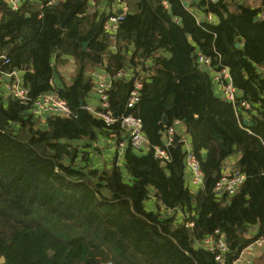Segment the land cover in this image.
Returning <instances> with one entry per match:
<instances>
[{
	"label": "trees",
	"instance_id": "obj_1",
	"mask_svg": "<svg viewBox=\"0 0 264 264\" xmlns=\"http://www.w3.org/2000/svg\"><path fill=\"white\" fill-rule=\"evenodd\" d=\"M125 1L129 12L113 54L103 32L105 12L89 13V0H24L18 11L0 0V50L9 59L1 69L21 71L31 98L52 92L72 112L42 121L0 94L1 264H217L195 246L215 230L224 233L225 264H232L264 237V0L258 8L243 0H199L195 7L216 20L201 25L187 0H165L167 8L163 0ZM197 51L229 68L239 96L252 104L244 112L249 132L241 128L246 116L237 118L198 69ZM64 56L78 62L68 84L55 68ZM139 58L153 64L141 79L139 101L128 109L133 82L112 80L110 110L141 119L150 147H162L163 132L179 121L204 174L202 190L185 184L177 135L165 164L151 150L127 144V178L116 157L92 166L91 152L101 141L120 143L126 135L119 123L106 127L84 109L93 88L88 71L105 60L113 77ZM234 155L246 179L235 195L218 196L213 188ZM151 198L153 210L146 207ZM255 264H264V251Z\"/></svg>",
	"mask_w": 264,
	"mask_h": 264
},
{
	"label": "built area",
	"instance_id": "obj_2",
	"mask_svg": "<svg viewBox=\"0 0 264 264\" xmlns=\"http://www.w3.org/2000/svg\"><path fill=\"white\" fill-rule=\"evenodd\" d=\"M24 0H5L8 8L11 11H18ZM215 2L216 0H211ZM89 13L96 11L105 12V20L103 23V32L107 35L111 53L117 52L116 33L121 21L129 12L128 4L125 0H111L109 5H105L97 0H89ZM163 6L167 8L165 0ZM189 12L195 18L197 24L215 23V18L209 13H202L199 10H190ZM203 14V15H202ZM202 15V18H200ZM1 66L9 65V59L6 54L0 50ZM138 65L133 69H121L113 77L106 72V61L94 67L89 76L93 82V88L90 96L95 100V105L90 103V99L86 100L84 109L94 118L102 121L106 127H111L119 123V128L126 135V142L130 144L134 151L146 152L152 151L153 157L162 164L170 161L168 148L173 142L174 136L180 137V143L183 146V168L188 176L186 186L189 190L196 192L204 187V174L201 170L198 159L193 154L190 140L184 133V128L179 121H174L171 126L167 127L163 132L164 145L149 146L148 140L143 131L141 119L131 114L121 117L115 116L110 110L108 102V92L112 86V80L132 81L133 88L129 93L126 103L128 109L139 101L140 91L142 88L141 79L148 78L152 74L153 64L146 59L139 58ZM195 63L200 70L207 73L209 76L213 92L228 103L237 118L246 116L244 112L252 110V104L245 99H242L236 88L233 85L232 77L229 68L222 64L220 60L216 64L212 63L210 57L197 51L195 54ZM140 64L142 66H140ZM262 76L264 77V68H261ZM0 88L6 93V97L12 98L18 104L29 108L31 115L39 120H44L48 116H58L61 118H70L72 112L65 100L59 98L56 94L50 92L33 99L29 95V91L23 86L22 73L18 70L3 71L0 67ZM0 89V94L3 91ZM91 98V97H90ZM248 117H244V123L247 125L241 126L245 131L249 132ZM118 147L122 149L124 143H118ZM264 176V174H262ZM246 176L237 169L222 170V174L216 182L213 193L218 196L231 197L236 194L240 186L244 183ZM174 211H166V214L172 215ZM179 214V213H178ZM186 228H191L192 223H186ZM195 246L214 255V260L217 264H225V256L228 252V246L225 240V235L219 230H215L212 234L195 242ZM264 249V237H259L254 242L244 248L233 260L232 264H255L253 253Z\"/></svg>",
	"mask_w": 264,
	"mask_h": 264
},
{
	"label": "crops",
	"instance_id": "obj_3",
	"mask_svg": "<svg viewBox=\"0 0 264 264\" xmlns=\"http://www.w3.org/2000/svg\"><path fill=\"white\" fill-rule=\"evenodd\" d=\"M190 6V10H198L195 6L196 4L199 2V0H187L186 1ZM243 2L245 4H247L248 6H250L251 8H258L261 5V0H243ZM203 15V14H202ZM202 15L200 18H202ZM264 19V13L260 16ZM216 23V20H215ZM55 68L56 71L58 72V75L62 78L65 79L66 83H70L71 79L75 76V73L78 69V62L75 61L73 58L71 57H60L58 59H56L55 61ZM94 69L89 70V72H92ZM261 72V70H260ZM60 77H58L55 80V83H57L58 85L61 84V80ZM1 89V88H0ZM3 91L2 95L6 97V93L3 89H1ZM91 97V98H90ZM89 97L90 99V103L95 105V100L92 97V95ZM248 119V118H247ZM249 122V121H248ZM126 138V137H125ZM123 139L121 142L124 143V147L122 149L118 148V143L115 140H110V139H105L103 141H101L102 145L100 146V149L97 151H92L91 152V160H92V166L94 168H101L102 166H104L106 163H109L110 161L113 160L114 157H116L117 155V165L121 168L124 177L127 178V175L125 173V170L123 168V152L124 149L126 148V145L128 144L126 142V139ZM239 159V155H234L230 158H228L225 163H224V167L223 170H231V169H235L236 163ZM184 179H185V184H187L188 181V176L186 174V171H184ZM191 192H193V190H190ZM156 205L154 204V200L151 198L148 202V208L153 210L155 209ZM263 250H258L255 253H253V259L254 261H256L257 259H259L263 253Z\"/></svg>",
	"mask_w": 264,
	"mask_h": 264
},
{
	"label": "water",
	"instance_id": "obj_4",
	"mask_svg": "<svg viewBox=\"0 0 264 264\" xmlns=\"http://www.w3.org/2000/svg\"><path fill=\"white\" fill-rule=\"evenodd\" d=\"M184 6L185 7H188V3L187 2H184ZM255 19H257V17ZM236 46H238V45L236 44ZM85 47H86V43L83 44V48H85ZM198 69L200 70V68H198ZM162 121L163 122L166 121V116H163ZM244 125H247V122H245ZM48 254L51 255L50 252ZM4 261H5L4 258L3 257H0V264L1 263H4Z\"/></svg>",
	"mask_w": 264,
	"mask_h": 264
},
{
	"label": "rangeland",
	"instance_id": "obj_5",
	"mask_svg": "<svg viewBox=\"0 0 264 264\" xmlns=\"http://www.w3.org/2000/svg\"><path fill=\"white\" fill-rule=\"evenodd\" d=\"M92 70V69H91ZM119 148V147H118ZM120 149V148H119ZM116 157H117V155H116ZM146 207L148 208V202H147V204H146Z\"/></svg>",
	"mask_w": 264,
	"mask_h": 264
}]
</instances>
